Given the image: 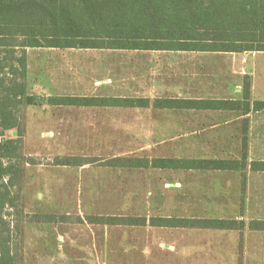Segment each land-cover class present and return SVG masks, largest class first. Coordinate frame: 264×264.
Wrapping results in <instances>:
<instances>
[{
  "label": "rangeland",
  "instance_id": "rangeland-1",
  "mask_svg": "<svg viewBox=\"0 0 264 264\" xmlns=\"http://www.w3.org/2000/svg\"><path fill=\"white\" fill-rule=\"evenodd\" d=\"M263 56L30 49L27 80L32 93L45 96L231 98L248 74L253 98L262 99ZM23 115L24 151L39 163L27 165L22 201L7 218L18 224L24 264H264V231L247 226L264 219V172L248 169L244 187L236 171L103 165L114 156L239 158L242 118L225 112L50 105L26 106ZM251 118L249 162L264 160V111ZM57 156L92 160L69 166L56 164ZM47 214L67 215L69 221L30 220ZM88 216L243 219L246 227L99 224Z\"/></svg>",
  "mask_w": 264,
  "mask_h": 264
},
{
  "label": "trees",
  "instance_id": "trees-1",
  "mask_svg": "<svg viewBox=\"0 0 264 264\" xmlns=\"http://www.w3.org/2000/svg\"><path fill=\"white\" fill-rule=\"evenodd\" d=\"M30 49L165 51L200 53L264 52V0H0V264H24L15 221L7 218L22 201L27 165L23 109L26 106H75L239 110L247 115L264 110L252 104L248 75L240 99L139 97L102 95H38L28 86ZM249 118L242 120L239 158L202 156H114L103 165L113 169L236 171L245 187L247 170L264 172V160L249 162ZM17 130L16 136L8 132ZM92 160V159H91ZM80 156L56 157L55 163L83 166ZM33 217V216H32ZM32 222L69 221L47 214ZM79 221H83L79 218ZM59 221V220H58ZM90 223L146 225V217L88 216ZM154 226L243 230L246 221L207 217H152ZM247 226L264 231V219Z\"/></svg>",
  "mask_w": 264,
  "mask_h": 264
},
{
  "label": "crops",
  "instance_id": "crops-1",
  "mask_svg": "<svg viewBox=\"0 0 264 264\" xmlns=\"http://www.w3.org/2000/svg\"><path fill=\"white\" fill-rule=\"evenodd\" d=\"M142 51H144V50H142ZM146 52H150V51H146ZM151 52H165V51H151ZM197 53H200V52H197ZM252 53H254V55H260V57L261 56H263L264 55V52H252ZM204 54V53H203ZM210 54V53H209ZM219 54H238V53H219ZM257 57V56H256ZM264 57V56H263ZM262 65V64H261ZM236 69V68H235ZM253 70H256V68H253ZM235 71V70H234ZM255 73L253 72V75H254ZM244 75H246V74H244ZM248 75V74H247ZM256 75L253 77V79H254V86H253V89H254V91H255V89H256ZM240 87V90H238L239 92H238V95H237V97H231V98H229V97H202V96H200V97H193V96H189V97H182V98H200V99H216V100H225V99H240V96H241V90H242V88H241V86H239ZM252 94H253V92H252ZM254 100H264V97H262V99H254L253 98V96H252V104H253V101ZM183 111H189V112H194V113H200V112H225V113H233L234 115H235V119H237V120H239V119H241L242 118V120L244 119V118H249V127H248V131H249V134H251L252 132H251V123H252V116L253 115H255L257 112H262V111H264V110H261V111H251L249 114H247V115H244V114H242V111H239V110H225V109H198V110H195V109H189V110H183ZM241 123H242V121H241ZM242 129V128H241ZM251 132V133H250ZM249 148H250V145H249ZM148 220V219H147ZM151 225L150 223H149V220H148V222L146 223V225ZM142 226H145V225H142ZM151 226H154V225H151ZM156 227H164V226H156ZM165 227H167V226H165ZM181 228H185V227H181Z\"/></svg>",
  "mask_w": 264,
  "mask_h": 264
}]
</instances>
